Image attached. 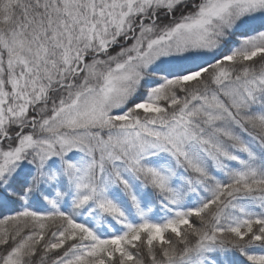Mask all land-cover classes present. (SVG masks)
I'll use <instances>...</instances> for the list:
<instances>
[{
  "label": "snow or ice",
  "instance_id": "obj_1",
  "mask_svg": "<svg viewBox=\"0 0 264 264\" xmlns=\"http://www.w3.org/2000/svg\"><path fill=\"white\" fill-rule=\"evenodd\" d=\"M0 264H264V0H0Z\"/></svg>",
  "mask_w": 264,
  "mask_h": 264
}]
</instances>
